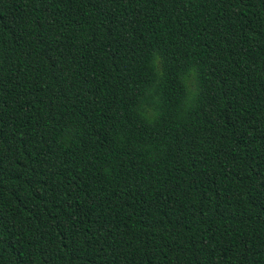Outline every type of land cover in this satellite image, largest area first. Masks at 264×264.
Instances as JSON below:
<instances>
[{"label": "trees", "instance_id": "16d2710c", "mask_svg": "<svg viewBox=\"0 0 264 264\" xmlns=\"http://www.w3.org/2000/svg\"><path fill=\"white\" fill-rule=\"evenodd\" d=\"M0 264H264V0H0Z\"/></svg>", "mask_w": 264, "mask_h": 264}]
</instances>
